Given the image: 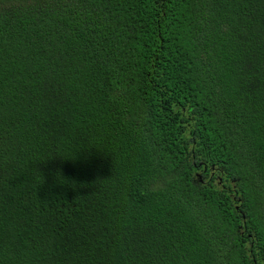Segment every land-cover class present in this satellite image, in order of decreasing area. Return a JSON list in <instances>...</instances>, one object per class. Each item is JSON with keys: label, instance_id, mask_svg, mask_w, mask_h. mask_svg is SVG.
Wrapping results in <instances>:
<instances>
[{"label": "trees", "instance_id": "1", "mask_svg": "<svg viewBox=\"0 0 264 264\" xmlns=\"http://www.w3.org/2000/svg\"><path fill=\"white\" fill-rule=\"evenodd\" d=\"M0 264H264V0H0Z\"/></svg>", "mask_w": 264, "mask_h": 264}]
</instances>
